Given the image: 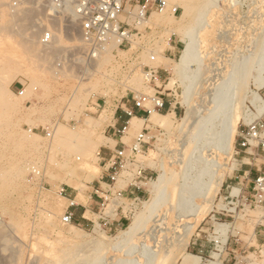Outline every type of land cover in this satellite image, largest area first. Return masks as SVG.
Returning a JSON list of instances; mask_svg holds the SVG:
<instances>
[{"label": "rangeland", "instance_id": "1", "mask_svg": "<svg viewBox=\"0 0 264 264\" xmlns=\"http://www.w3.org/2000/svg\"><path fill=\"white\" fill-rule=\"evenodd\" d=\"M135 1L129 0V4ZM166 1L179 7L181 14L174 17L166 11L152 13L140 28V36L133 37L130 50L108 46L88 62L78 27L51 18L48 0H0V264H113L109 258H124L122 233L129 230L136 217L147 213L144 202L154 195L150 186L156 182L161 166L169 178L168 196L164 195L156 213L161 225L146 241L151 255L154 250L169 251V260L164 264H188L187 254L201 256L198 264H205L214 253L219 264H264V206H242V198L250 194L248 180L257 171H264V154L253 159V149L236 153L240 130L264 115L263 111L255 118L252 114L256 110L250 103L253 93L264 100V84L260 88L254 84L257 72H250L241 89V117L230 152L216 142L224 130L222 116L210 128L215 132L205 131L194 139L196 142L188 135L195 131L180 126L186 112L184 98L189 99L195 113L206 114L208 94L222 80L232 84L229 75L254 53L256 42L264 40V0H217L216 6L209 8L204 7L208 0ZM202 15L203 25L198 23ZM34 18L45 20L35 29L32 47L22 33ZM44 30L53 34L48 46L39 43ZM188 34L195 35L199 43L197 60L201 63L192 62L182 75L173 74L168 68L178 60L184 45L174 56L163 54L171 37L180 40ZM143 45L146 50L137 51ZM150 55L155 56L154 61H149ZM144 66L159 69L158 89L144 80ZM261 77L264 80V72ZM20 85L22 96L17 95ZM186 87L190 93L184 91ZM155 90L170 102V111L159 114L171 113V122L167 119L168 130L146 122L152 146L143 162L152 171L153 181L148 183L134 215L119 226L114 222L112 226H98V216L88 213L85 217L89 220L81 219L80 226L63 224L67 201L58 191L67 186L78 205L87 202L100 175L102 147L112 149L115 144L109 139L111 131L105 128L112 124L114 108L130 101L132 95H150ZM249 117L252 122L246 121ZM131 124L136 129L123 139L127 144L143 123L133 120ZM48 126L53 128L50 140L40 133ZM180 153L182 163L178 164ZM212 156L222 166L215 170L210 165L207 173L215 171V176L222 175L223 182L204 198L200 187H206L209 177L205 173L201 178L199 172ZM31 166L40 171L34 182L27 181ZM234 190H238V199L230 201ZM196 205L201 206L197 218L192 215ZM146 224L145 230L154 229L151 221ZM188 224L194 225L193 232L184 238L182 232ZM222 224H227V244L215 252L212 240L216 233L220 235ZM134 251V257H151L139 249Z\"/></svg>", "mask_w": 264, "mask_h": 264}, {"label": "built area", "instance_id": "2", "mask_svg": "<svg viewBox=\"0 0 264 264\" xmlns=\"http://www.w3.org/2000/svg\"><path fill=\"white\" fill-rule=\"evenodd\" d=\"M50 17L59 19L63 23L78 27V33L82 44L83 55L88 62L97 58L108 46L117 50L131 49L133 37L140 36V28L147 22L152 13H162L166 11L176 17L181 14V9L175 5H170L166 0H137L134 4H129V0H48ZM53 40L51 31L44 30L39 37V43L43 46L50 45ZM146 46H141L137 51L146 50ZM264 53V48H263ZM155 56L150 55L149 61H154ZM143 77L147 84L158 89L156 83L160 80L159 69L144 66ZM24 94L23 85L17 91L18 96ZM166 100L163 95L155 90L153 94L139 96L132 95L130 98L131 108L123 110L125 120L120 127H110V135L117 137L119 146L112 149L104 147L107 155L101 160L104 176L98 178L94 188V195L98 198V210L94 214L98 216L97 225L112 226L116 217H121L128 221L134 215L140 203L141 197L133 190H141L153 181L152 171L145 167L143 159L146 157L149 148L152 146V137L147 131L140 129L133 136L130 143L123 142L127 136L130 121L135 117L134 110H139L144 114V119H148L152 113H162L165 111ZM168 108L171 104L168 101ZM168 110V112L170 111ZM29 132H32L31 130ZM40 133L48 140L53 137V128L46 127ZM239 139L236 143L237 154L253 149L255 153L253 159L261 158L264 154V115L244 126L239 132ZM246 177L250 172L246 173ZM40 177V171L35 166H31L28 171L27 181L34 182ZM250 184V194L242 198V206H264V171H257L256 175L248 180ZM43 187V185H42ZM69 188L61 187L58 195L67 201L66 209L61 217V222L65 225L73 224L72 209L77 207L75 197L68 193ZM127 191H131L130 196H125ZM238 199V195L230 197ZM226 200V198H225ZM228 202L227 204H229ZM109 212L104 213L110 206ZM82 220H85L81 216ZM94 227V222H92ZM80 226V224H77ZM222 236L216 233L212 240L213 251L225 248L222 244ZM215 254V253H214Z\"/></svg>", "mask_w": 264, "mask_h": 264}, {"label": "bare ground", "instance_id": "3", "mask_svg": "<svg viewBox=\"0 0 264 264\" xmlns=\"http://www.w3.org/2000/svg\"><path fill=\"white\" fill-rule=\"evenodd\" d=\"M183 2H187L189 3L187 0H181ZM216 1L217 0H208L206 2V5L204 6L205 8H209V7H215L216 6ZM186 9H189L188 5L186 6ZM203 10V9H202ZM201 12V11H200ZM199 13V11L197 12ZM202 13V12H201ZM204 15L200 16L199 19H198V23H201L203 22V17ZM203 17V19L201 18ZM44 19H36L34 18L30 20V25H28V28L22 33L23 34V38L26 42L29 43V45H31L32 47L35 46L34 42H35V39H36V32H35V29L36 28H39V26L41 25L42 26V22H43ZM203 25V24H202ZM202 28V27H201ZM200 28V29H201ZM194 30V29H193ZM202 30V29H201ZM195 32V31H194ZM190 38H192L193 40L190 41ZM264 38V37H263ZM262 38V39H263ZM58 39V38H57ZM56 41V40H54ZM180 41L183 43L184 47L181 51V54L178 58V60L175 62V64L168 68H167L173 73V74H177V75H182L183 73L186 72L188 66L192 63V62H197V63H201V62H198V42L197 40L195 39V35H189L186 36L184 39H180ZM264 42V40H262ZM262 41H257L256 44H255V49L253 48L254 50V53L252 52V54H250L251 56L244 60L243 62L239 63L238 66H237V69L234 70L229 76H230V82H232V84L230 85H227L228 82H225V81H221L216 87L214 90H212L211 93L208 94V104H210L209 108L207 109V112L206 114L204 113V115H200V114H197L195 113L194 111L196 110H193L191 108V106L189 105V103L187 102V100H189L187 97L184 98V101L182 102V104L185 106L186 108V112H185V116L181 119V124L180 126L182 125L183 128H187V129H192L194 130L195 132L191 133L189 132L188 135L191 136L189 137L190 140H193L194 142H196L194 139L196 138H199L205 131H209L211 130L210 128L215 124L214 123V120L216 121L217 119H220L222 116L223 119H222V123H224V130L221 131L220 133L223 132L222 137L221 136H218L219 139L216 141L218 142L219 144V148H222L224 150H228L230 149V145L233 141V135H234V132H235V129H236V126H237V123H238V119L241 117V104H242V101L244 99L243 97V93L241 94V89L244 85V81L247 79V77L250 75V72L252 70H255L258 74V76L254 79V84L256 86H258L259 88L264 84V80L263 78L261 77V74L264 72V54L262 53V48H263V42ZM53 42V41H52ZM55 44V43H54ZM49 48V47H48ZM200 59V58H199ZM201 61V60H200ZM200 67L201 65L198 64ZM193 76V75H192ZM228 76V77H229ZM193 79V78H192ZM248 80V79H247ZM246 80V82H247ZM189 83H190V80H189ZM193 83V82H192ZM227 83V84H226ZM195 84V83H194ZM246 84V83H245ZM188 87V86H187ZM187 87H186V90L184 91H191V90H187ZM191 87V86H190ZM189 87V88H190ZM221 89V91H220ZM186 93V92H185ZM184 93V95H185ZM190 93V92H189ZM184 97V96H183ZM187 99V100H186ZM250 103L252 104V106L255 108L256 110V113L255 114H252L254 117L258 116L259 114L261 115V113L264 111V100L260 97L259 94L257 93H253L252 96H251V99H250ZM198 110V108H197ZM204 111V110H203ZM172 112V111H171ZM251 115V114H250ZM171 116V113L170 114H167V115H160L158 113H152L150 115V118L148 119L149 122L152 124V125H158L160 127H164L166 128V125L169 127V125L167 124L168 122V118ZM174 116V114H173ZM252 116V118H254ZM193 117L195 119H193ZM220 117V118H218ZM248 117V116H247ZM255 117V118H256ZM102 118V117H101ZM171 118V117H170ZM162 119V120H161ZM168 119V120H167ZM99 120V119H98ZM137 121L140 125L142 122L141 119H137V118H132L131 121ZM252 119L249 117L248 119H246L247 122H252L251 121ZM100 121V120H99ZM98 121V122H99ZM221 121V120H220ZM169 122H171L169 120ZM220 123V122H219ZM217 124V123H216ZM216 124L214 126H216ZM222 125V124H221ZM96 126H98L96 124ZM213 126V127H214ZM168 127L166 128L168 130ZM223 127V125H222ZM159 128V127H158ZM182 128V129H183ZM134 129H136L135 127L132 126V124L130 123V126L127 130V134L128 132H132ZM163 129V128H161ZM213 129V128H212ZM139 130V129H137ZM165 130V129H164ZM184 131V129H183ZM212 131V130H211ZM210 131V132H211ZM214 131V130H213ZM212 131V132H213ZM215 132V131H214ZM213 132V133H214ZM217 133V132H216ZM92 134V133H91ZM206 134V133H205ZM204 134V135H205ZM211 135V133H210ZM215 135V134H212V136ZM218 135V134H217ZM216 136V135H215ZM216 137V138H218ZM221 137V138H220ZM199 141V140H198ZM211 142V141H210ZM214 144V143H213ZM98 146V145H97ZM93 148V147H92ZM94 151V150H93ZM229 151V150H228ZM97 152V151H96ZM230 152V151H229ZM95 154V152H94ZM178 155V154H177ZM178 156L179 159L177 160V163L180 164L182 163V157H183V154L180 153ZM200 156V154H199ZM94 156H92L93 158ZM209 157V155L207 156ZM97 158V157H96ZM173 158V157H172ZM171 158V160H172ZM197 158V157H196ZM204 158V157H203ZM95 159V157H94ZM198 159V158H197ZM208 159V158H207ZM212 160H208L207 161V164L204 168H199L200 169V172H199V176H203L205 173L208 175L209 177V181L208 183L206 184V187L204 184H202V186L205 187L204 190H202V188L200 187L201 191L199 192L200 195H202V197L206 198L209 194H210V191L216 187V190L218 188L221 187V184L223 182V177L222 175H216L215 176V171H211L210 173L208 172L207 173V169L210 167V165L212 167L216 169H219L221 168V164L216 161L215 159H213V156L211 158ZM199 161V160H198ZM172 163V162H171ZM190 162H188L189 164ZM201 163V162H200ZM186 165V166H189V165ZM191 164V163H190ZM198 163H196L197 165ZM183 165V166H184ZM201 165V164H199ZM159 166V165H158ZM184 166V167H186ZM193 166V165H191ZM204 166V164L202 165ZM183 167V168H184ZM194 167V166H193ZM172 168V167H171ZM192 168V167H191ZM198 168V167H196ZM166 169V168H165ZM198 169V170H199ZM210 169V168H209ZM186 170V169H184ZM197 170V171H198ZM159 171H160V174L159 176L157 177L156 179V182H154L152 184L151 189H152V192H153V197H151L149 200H146L144 202L145 205H148L147 207V213L141 216H138L134 219L133 221V225L129 228L128 231L126 232H123V238H122V241H121V245H122V248L126 247V249H124L123 253L121 255H123L124 258H120V259H113V258H109V260H114L113 264H164L166 262V260L169 258V255H170V252L169 251H161L160 253L157 252V250H154L155 252L151 255L148 251H149V247L147 246V239H150L152 237V233L155 231L156 227H159V225H161V221H160V218H157V211L163 201V198H164V195H165V192H166V187H167V184L169 182V178H167L166 176V173L165 170H164V167L161 166L159 168ZM172 171V169H171ZM183 171V170H182ZM181 171V172H182ZM188 171V170H187ZM190 171V170H189ZM196 171V172H197ZM173 172V171H172ZM180 172V173H181ZM177 173V172H176ZM183 174H185V171L183 172ZM196 174V173H195ZM181 175V174H180ZM172 178V176H170ZM199 177V178H200ZM205 177V175H204ZM207 177V176H206ZM174 178V177H173ZM172 178V179H173ZM186 178V177H185ZM194 178V177H193ZM202 178V177H201ZM206 179V178H205ZM194 181V180H193ZM191 181V183L193 182ZM198 185V182L195 181ZM201 182V181H200ZM204 183V182H203ZM182 184V183H181ZM184 185V184H183ZM192 185H194V183H192ZM190 188H191V186ZM186 186V185H184ZM213 186V187H212ZM75 187V186H74ZM173 188V186H171ZM181 187V186H180ZM182 188V187H181ZM194 187H192L193 189ZM191 189V190H192ZM198 190V189H197ZM215 191V190H214ZM237 191L238 190H234L233 191V194L236 196L237 194ZM151 192V191H150ZM171 192V191H170ZM185 192V191H184ZM167 193V192H166ZM180 193H183L182 192V189L180 191ZM194 193V192H193ZM192 193V194H193ZM215 193V192H214ZM195 194V193H194ZM193 194V195H194ZM166 197L168 196L167 194L165 195ZM190 197V196H188ZM191 198V197H190ZM210 198V197H209ZM166 199V198H165ZM182 202V201H181ZM200 206V205H199ZM199 206H195V208L193 209V214L195 217L197 216V214L199 213ZM201 207V206H200ZM108 208V207H107ZM107 208L105 209L104 213L107 214ZM192 210V209H191ZM181 212V211H180ZM192 213V212H191ZM190 213V214H191ZM202 213V212H201ZM161 217V216H160ZM194 218V217H193ZM197 218V217H196ZM148 221H151L152 222V227H154V229L152 230H145V224L148 222ZM194 221V220H193ZM147 225V224H146ZM187 225V224H186ZM189 225V224H188ZM227 225V224H226ZM226 225H220V228L218 229L220 235L224 238V236L226 235V232H227V229H226ZM1 226V225H0ZM194 226V225H193ZM192 225H189V226H185V229L184 231L182 232L184 234V238H188L191 233L193 232L192 231V228H193ZM150 229V228H149ZM159 230V229H158ZM183 230V229H182ZM161 232V231H160ZM157 233V232H156ZM183 234H182V237H183ZM227 239V238H226ZM226 239H222V244L224 245L225 244V241ZM160 240V239H159ZM157 242V240H156ZM158 243V242H157ZM164 245V244H163ZM121 248V247H120ZM169 248V247H168ZM141 250V253H146V257L148 256V253L150 254L151 257H147V258H144V256H136L134 257V255L132 253H137L135 252L134 250ZM157 249V248H156ZM152 250V249H151ZM134 251V252H133ZM152 252V251H151ZM139 253V252H138ZM131 254L133 255V257L131 256ZM211 257V256H210ZM103 258V257H102ZM141 258H144V261L140 260ZM212 260H210L209 262L205 263V264H219V260H218V255L217 254H213L212 255ZM101 259V258H100ZM198 257L197 256H194V255H191V254H187V262L188 264H198ZM105 260V259H104ZM169 260V259H168ZM186 260V259H185ZM99 263V262H98ZM172 263V262H171ZM65 264V263H63ZM100 264V263H99ZM104 264V263H103Z\"/></svg>", "mask_w": 264, "mask_h": 264}, {"label": "crops", "instance_id": "4", "mask_svg": "<svg viewBox=\"0 0 264 264\" xmlns=\"http://www.w3.org/2000/svg\"><path fill=\"white\" fill-rule=\"evenodd\" d=\"M182 44L183 43L180 40L172 39V37H171L169 39V41H168L167 48H166L163 56H168V57L174 56L179 51V48L182 46ZM127 108H131V103H130L129 100H125L120 105H117L114 108L112 124L107 125L105 128L110 130V127H120L122 125L123 121L125 120V117H124V114H123V110H126ZM169 109L170 108H168V101H167L166 104H165V112H168ZM134 112H135V118L141 119L142 122H143L141 129L148 132V128H147L146 122L148 121V119L150 117L148 119H144V114L141 111L134 110ZM130 123H131V121H130ZM109 139L115 143L114 146H119V141H118L117 137H114V136L110 135ZM102 150H103L102 151V156H100L99 163H98L99 164V169H100V175H99L98 178L104 176L103 168L101 166L102 165L101 164L102 163L101 160L103 159L104 156H106L108 154L104 147H102ZM96 185H97V182L95 183V185L93 187V191L91 193H89L87 202L85 204H79V205H77V207L72 209V213L74 214L73 223H75L76 225L80 224L81 216H83L85 220H89V219H87L85 217V215L87 213L90 214V215H94L97 212V210H98L97 204L99 203V200L94 195V188L96 187ZM147 185L144 187V189L133 190V192H135V194L138 195L139 197L143 198V197H145V195L147 193ZM130 193H131V191L130 192L127 191L125 193V196H127V197L130 196ZM124 221L125 220H123L121 217H116L113 222H114V224L116 226H119ZM199 258L201 259L202 257L200 256Z\"/></svg>", "mask_w": 264, "mask_h": 264}]
</instances>
